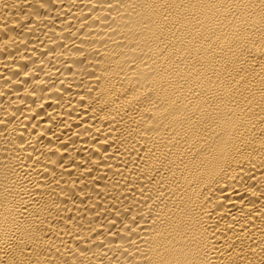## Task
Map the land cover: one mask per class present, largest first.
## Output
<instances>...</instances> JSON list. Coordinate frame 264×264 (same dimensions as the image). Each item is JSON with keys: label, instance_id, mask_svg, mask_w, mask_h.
I'll use <instances>...</instances> for the list:
<instances>
[{"label": "bare ground", "instance_id": "1", "mask_svg": "<svg viewBox=\"0 0 264 264\" xmlns=\"http://www.w3.org/2000/svg\"><path fill=\"white\" fill-rule=\"evenodd\" d=\"M0 264H264V0H0Z\"/></svg>", "mask_w": 264, "mask_h": 264}]
</instances>
